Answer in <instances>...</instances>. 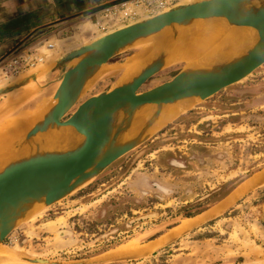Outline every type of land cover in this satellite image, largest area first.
Instances as JSON below:
<instances>
[{"label":"rangeland","instance_id":"1","mask_svg":"<svg viewBox=\"0 0 264 264\" xmlns=\"http://www.w3.org/2000/svg\"><path fill=\"white\" fill-rule=\"evenodd\" d=\"M182 1L153 10L144 0L119 1L103 13V24L92 27L94 33L80 28L72 42H88ZM159 36L116 55L113 62L130 61L114 70L119 74H97L65 119L88 97L119 86L131 62L146 55ZM187 65H166L139 91L170 80ZM0 82L11 88L16 79L2 73ZM12 95H0V104ZM163 125L85 184L38 207L4 239L0 264H33L27 257L109 260L92 264H264V178L254 182L264 171V64L214 96L186 105ZM237 182L225 208L187 228V211L217 204Z\"/></svg>","mask_w":264,"mask_h":264},{"label":"water","instance_id":"2","mask_svg":"<svg viewBox=\"0 0 264 264\" xmlns=\"http://www.w3.org/2000/svg\"><path fill=\"white\" fill-rule=\"evenodd\" d=\"M243 1L245 0H190L178 3L147 18L99 34L68 53L66 58L77 59V62L63 74L51 99L52 107L41 120L35 121L33 127H29L26 135L25 133L22 135L23 140H12L7 149L19 150L49 128L67 126H73L85 136L84 145L77 152L64 157L33 158L30 161L6 167L0 172V245L16 226L29 218L24 214L14 216L10 213L11 210L18 209L27 198L33 195L42 196L44 197L42 207L50 205L91 180L102 169L144 141L131 146H118L95 163L102 148L109 143H116L120 133L130 126L128 122L115 119L117 110L129 111L147 104H167L188 97L206 100L224 88L248 77L264 64V10L238 17L234 7ZM118 3L119 1L110 2L95 7L88 13L103 11ZM214 17H223L231 24L255 27L259 30L260 41L246 58L231 65L221 66L210 73L190 72L187 69L188 64L185 70L180 71L170 80L140 92L141 86L165 67L158 62L150 63L132 82H122L123 84L110 91L88 97L65 119L79 102L85 88L93 83V81L89 82L92 73L100 72L113 57L152 36H163L167 33L165 30L170 27L180 26L183 29L201 25L208 20H215ZM197 19L203 20L195 21ZM21 81L16 79L15 86L11 88L0 87V95L20 88ZM236 188L217 204L231 193L233 195ZM217 204L186 219L189 222L190 218L208 214L219 206ZM156 244L153 250L163 246L161 243ZM24 260L33 264H92L109 261L88 258L68 262L31 257Z\"/></svg>","mask_w":264,"mask_h":264},{"label":"bare ground","instance_id":"3","mask_svg":"<svg viewBox=\"0 0 264 264\" xmlns=\"http://www.w3.org/2000/svg\"><path fill=\"white\" fill-rule=\"evenodd\" d=\"M185 1L187 2V0L182 2ZM261 10H264V0H245L234 7V12L238 17L254 14ZM145 17L147 16L145 15ZM214 18L215 22L206 21L204 24L183 29L179 26L181 30L167 31L163 36L156 37L153 46L146 55L140 56L136 60H133L130 65L128 64L129 67L122 82H132L147 65L153 62H158L163 67H167L178 61H186L189 64L188 71L210 73L216 71L221 66L231 65L246 58L260 41L259 30L257 28L231 24L223 17ZM198 20L203 19L195 21ZM218 26L221 27L222 31L219 30ZM223 27L226 30H223ZM89 30L90 24H85L80 31L83 34H87ZM100 72L92 73L91 80ZM122 82L120 85L123 84ZM3 84L0 82V87ZM195 98L188 97L177 102L160 105L147 104L146 106H139L129 111L117 110L115 119L128 122L130 126L120 133L116 143H109L102 148L95 163L118 146H131L142 142L143 139L169 119L179 114L186 105L192 104L196 100ZM177 105L182 106L181 110H179ZM51 107L52 104L47 105L46 108L40 109L33 114V118L31 117L29 120L20 119L0 131V172L6 167L30 161L33 158L64 157L77 152L83 147L85 136L79 133L73 126H67L49 128L47 131L38 134L19 148V150L7 149L12 140L19 139L31 127L32 123L41 120ZM263 178L264 171L254 179V182ZM231 196L230 194L226 199L217 204L219 206L212 212L204 215L201 214L197 218H190L187 228L201 223L208 217L211 218V216L225 208L227 202L231 201L233 197ZM43 200L44 197L33 195L22 202L18 209L15 211L11 210L10 213L11 215L14 214V216L24 214V216L28 217L35 213L38 207L43 208ZM159 243H162V241Z\"/></svg>","mask_w":264,"mask_h":264},{"label":"crops","instance_id":"4","mask_svg":"<svg viewBox=\"0 0 264 264\" xmlns=\"http://www.w3.org/2000/svg\"><path fill=\"white\" fill-rule=\"evenodd\" d=\"M113 1L134 0H0V65L13 60L20 68L11 72L13 78L22 80L20 88L9 92L12 97L0 104V131L51 104L63 74L77 62L66 56L87 43L73 44V38L85 24H90L89 35L94 33L92 27L103 24L109 8L88 11ZM112 59L102 67L103 73L122 67L121 61Z\"/></svg>","mask_w":264,"mask_h":264},{"label":"built area","instance_id":"5","mask_svg":"<svg viewBox=\"0 0 264 264\" xmlns=\"http://www.w3.org/2000/svg\"><path fill=\"white\" fill-rule=\"evenodd\" d=\"M145 4H148V7H151L152 10L154 8H160L161 6L173 1V0H144ZM13 60H11L10 62H6L3 65H0V76L2 73L5 74H9V72H13V71H17L19 70V65H17L16 63L12 62ZM19 64V63H18ZM21 66V65H20Z\"/></svg>","mask_w":264,"mask_h":264},{"label":"trees","instance_id":"6","mask_svg":"<svg viewBox=\"0 0 264 264\" xmlns=\"http://www.w3.org/2000/svg\"><path fill=\"white\" fill-rule=\"evenodd\" d=\"M243 180V179H242ZM241 180V181H242ZM238 184V182L234 185V186H232L231 188H229L228 190H226L223 194H221L220 195V197L216 200V201H219V200H221V199H223L225 196H227L235 187H236V185ZM205 209H207V206H204V207H201V208H199V209H196V210H194V211H187L186 213H185V215H184V217H191V216H194V215H196V214H198V213H200V212H202V211H204Z\"/></svg>","mask_w":264,"mask_h":264}]
</instances>
